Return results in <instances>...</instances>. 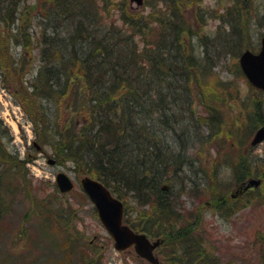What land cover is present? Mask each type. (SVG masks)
Instances as JSON below:
<instances>
[{"label": "trees", "instance_id": "obj_1", "mask_svg": "<svg viewBox=\"0 0 264 264\" xmlns=\"http://www.w3.org/2000/svg\"><path fill=\"white\" fill-rule=\"evenodd\" d=\"M27 1L0 0V77L29 112L38 144L52 150L57 164L70 163L77 175H90L110 188L125 203L130 227L163 239L164 256L169 251L179 264H224L206 246L211 247L203 214L186 217L177 200L181 203L188 187L195 190L206 178L203 153L196 163L191 151L224 142L219 152L229 150L223 157L234 185L244 186L251 178L262 184L251 195L233 198L230 185L218 188L214 179L208 201L213 211L222 216L235 212L239 201L251 199L254 192L264 203V164L250 155L251 139L264 125L261 92L249 84L246 102H238L234 82L214 72L230 55L235 76L245 78L237 59L252 49L247 29L253 12L244 8L247 0H223L233 5L210 11L199 6L192 20L184 0H163L165 10L152 6L148 15L129 0L119 5L117 0H40L38 8ZM210 19L219 22L215 30H209ZM11 45L21 49L16 53L21 58L13 56ZM26 55L38 63L29 80L24 79L30 70ZM235 102L239 113L230 116L227 109ZM2 130L0 198L16 188L9 165L15 173L21 171L26 187L30 162L9 150V128ZM196 164L200 170L194 171ZM4 176L10 185L4 186ZM203 188L195 191L211 190ZM55 194L61 200L69 195L57 188ZM80 196V205L91 204L83 191ZM127 197L137 204L136 213ZM44 198L43 213L48 214L38 216L66 234L72 248H83L82 264H100L103 250L81 239L79 208L63 209L61 203L52 211ZM92 213L98 219L94 207Z\"/></svg>", "mask_w": 264, "mask_h": 264}, {"label": "rangeland", "instance_id": "obj_2", "mask_svg": "<svg viewBox=\"0 0 264 264\" xmlns=\"http://www.w3.org/2000/svg\"><path fill=\"white\" fill-rule=\"evenodd\" d=\"M121 1L123 0H117L116 2L119 5ZM184 2L189 5L188 11H186L191 20L193 19L192 14H195L200 7L201 9L210 11L224 9V7L233 5L223 0H184ZM250 3V9L253 13L251 21L248 24L247 34L250 42H252V49H250L258 52L261 47V38L264 37V0H250ZM39 4L40 0L27 1V5L30 8L33 6H37L38 8ZM132 6L136 11H143L145 15L152 12V6L163 11L165 10V2L163 0H145V5L142 7H137L133 3ZM113 11L117 12V6ZM208 24L209 30H213L219 22L210 19ZM196 25L199 26V22L196 21ZM20 50L16 45H11L12 54L16 58H21L20 53L16 55ZM26 59L29 61L30 70L24 79L29 80L36 76V72L33 73L32 70L38 63L35 58L31 59L29 55H26ZM226 59V64H220L214 69V72L221 75L225 80H232L239 92L236 101L246 102V97L250 95L251 89L249 82L246 77L237 78L235 76L236 73H234L235 61L230 55H227ZM237 62L239 63V57ZM28 63L26 61V65ZM4 86L5 84L0 77V137H3V127L7 126L10 131L11 141L7 144V138L4 139L9 150L11 152H18L21 160L30 158V162L26 166V172L28 173L26 187H23V184H21V171L17 172V174L13 170V165H9V176L15 178L14 183L16 184V188L11 187L1 193L0 204L3 205L4 215L0 218V264H82L80 258L84 255L83 252H85L83 248L78 246L74 247L75 249L72 248L69 245L70 243L67 242L66 234L55 226H47L48 221L38 216L41 213L43 215L48 214L43 213L44 208L42 207L41 200L45 199L44 197H47L48 208L49 210L52 208V211L54 208H58L61 203L63 209L67 207L74 208L75 206L79 208L77 224L82 236L81 239L85 243L92 242V244H96L97 247L99 246L103 250L99 252L101 255L100 264H151L139 257L133 247L124 252H118L114 249V242L111 239L110 242L108 240V232L99 219L92 215L93 206L84 202L83 205L79 204L80 200H82L80 196V179L82 176L74 172L70 163L49 164V159L55 160L50 148L45 147L42 153L37 151L33 146L37 137L33 121L28 115L29 112L27 111V113L23 107L18 105L15 95ZM258 96L264 102V93ZM237 104L235 102L232 108L227 109V113L230 116H236L239 113ZM203 112L205 111L203 110ZM223 143L220 142L219 146L210 145V150H200V146H197L191 151L190 160L194 159L196 163L198 160H201L197 156L203 153L201 168H204L206 175V178L202 181L203 186L201 185L200 187L196 183L195 190L201 191L203 187L206 191L208 189L211 190L207 194L204 192L197 193V191L191 190L188 187L190 191L182 194L180 197L181 203H178L177 200V208L185 215L187 212L188 215L186 217L190 216L189 212L197 215L200 211L203 214L202 218L204 227L206 228V237L211 247H209L207 242L206 246L224 264L228 262L232 264H264V203H258V199L255 198L256 192L252 194L251 199L246 197L245 200L239 201L241 204L237 211L229 212L224 216L221 215L220 210L213 211L211 206L206 205L203 208L206 203L209 204L208 201L211 197L209 193L214 189L212 185L214 179L220 184L218 188L221 187L226 190L225 186L230 185L231 195L239 187L234 185L232 169L230 168L228 159L225 160L223 157L225 152L227 153L229 150L219 152V148L223 146ZM250 155L251 157L255 156L259 164H264V143L253 148ZM218 158H220L221 163L217 168L214 164H216L215 160L219 161ZM259 164L255 165V168H258ZM192 169L194 171L196 169L200 170V167L196 164ZM59 172L70 175L75 184L73 192L63 197L62 200L60 197H56L57 195L55 194L57 188L56 176ZM190 175L193 176V174ZM5 177H2L4 186L8 184ZM28 183L30 184L28 185ZM216 191L218 190L216 189ZM23 192L24 194L20 195ZM9 194L13 196H8ZM244 203L246 204L244 205ZM128 204L135 208L134 213H136L137 204L130 198H128ZM131 211L133 212V210ZM189 219L192 220L191 218ZM42 250H44V253H41ZM69 251L73 252L70 253ZM161 251L160 249L156 250L154 256L159 258L163 264H166V260L163 257L164 254H162L163 251Z\"/></svg>", "mask_w": 264, "mask_h": 264}, {"label": "water", "instance_id": "obj_3", "mask_svg": "<svg viewBox=\"0 0 264 264\" xmlns=\"http://www.w3.org/2000/svg\"><path fill=\"white\" fill-rule=\"evenodd\" d=\"M131 1L138 6L144 2V0ZM239 63L250 84L264 91V39L259 53L246 50L241 54ZM263 141L264 126L257 130L251 144L256 146ZM48 162L50 164L55 163L52 159ZM260 183L261 181L258 179H251L245 190L258 187ZM56 184L62 193L70 192L74 188L72 179L63 172L56 176ZM81 186L94 204L101 222L115 241L116 250L124 251L134 246L140 257L147 259L152 264H161L154 256V250L161 245V241L157 240L152 243L146 234L136 232L124 224V204L112 194L108 187L89 176L82 178Z\"/></svg>", "mask_w": 264, "mask_h": 264}, {"label": "flooded vegetation", "instance_id": "obj_4", "mask_svg": "<svg viewBox=\"0 0 264 264\" xmlns=\"http://www.w3.org/2000/svg\"><path fill=\"white\" fill-rule=\"evenodd\" d=\"M166 6V5H165ZM244 8H251V3L250 0H247V4L244 5ZM253 189H250L248 191H252ZM166 264H174V261L172 260V258L170 257V259L168 261H166ZM182 264H187V262L182 263Z\"/></svg>", "mask_w": 264, "mask_h": 264}]
</instances>
